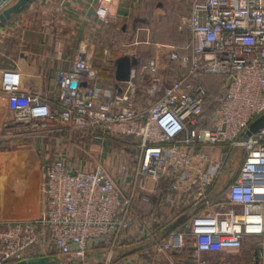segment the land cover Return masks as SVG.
<instances>
[{
  "label": "built area",
  "instance_id": "2783aa9c",
  "mask_svg": "<svg viewBox=\"0 0 264 264\" xmlns=\"http://www.w3.org/2000/svg\"><path fill=\"white\" fill-rule=\"evenodd\" d=\"M16 1L0 0V14ZM113 1H99L96 15L102 22L108 21ZM184 24L192 36L188 53L166 54L186 72L168 83L150 82L146 93L151 103L146 108L137 105L134 86L124 92L104 86L84 46L71 67L57 73L55 108L21 90L18 71H3L1 89L19 124L37 130L51 119L92 129L97 139L135 136L140 150L137 165L121 164V184L101 163L91 170H74L61 156L48 160L40 216L0 222V264L47 257L50 246L78 261L94 243L105 241L113 251L137 223L146 225L135 209L137 199L149 201L170 178L167 204L206 212H180V218L189 214L184 220L190 222V234L178 231V226L169 230L157 252L180 250L191 236L196 257L189 264H205L199 253L236 251L245 237L256 236L262 240L264 264V129L246 135L250 124L264 114V0H195ZM5 36L0 28V43ZM149 68L158 69L156 59L142 70ZM220 74L228 76L227 90L205 127L201 116L207 89L198 80ZM219 147H227L226 154L217 151ZM237 147L243 148L244 158L226 190L230 207L211 211L209 189ZM105 264L113 263L109 259Z\"/></svg>",
  "mask_w": 264,
  "mask_h": 264
},
{
  "label": "crops",
  "instance_id": "0c3cea01",
  "mask_svg": "<svg viewBox=\"0 0 264 264\" xmlns=\"http://www.w3.org/2000/svg\"><path fill=\"white\" fill-rule=\"evenodd\" d=\"M19 1L17 0L15 5ZM99 1L28 0L12 14L10 19L0 23V28L6 31V36L0 43V222L33 219L40 216L43 199V167L51 159L49 157L51 142L48 140L53 137L67 140L63 130L71 129L70 126L65 125L59 120L49 119L47 121V124L50 126L49 128L37 130L16 122L14 112L9 106L8 97L1 89L3 71L7 69L18 71L21 78V90L31 95H38L41 101L48 103L51 108H55L59 99L57 73L59 70H66L71 67L81 46L85 47L87 57L95 65L93 55L97 46L104 49L105 46L102 43L105 36L108 34L116 35L118 29H121L124 34H130L131 28L133 34L145 36L146 42H149L150 36L147 33L150 30L147 28L148 26L146 27L144 23L138 21L135 26L129 27L130 20L134 18L136 12L141 11L147 4L157 2L159 11H155L154 14L155 16L163 14V9L161 8V3H164L163 0H114L109 5L108 21L102 22L96 15ZM165 1L170 4L168 7L171 8V0ZM190 1L192 3L188 15H183V20L179 23L178 27L171 29L180 39V32L187 30L189 33L187 44L183 47L174 44H158L154 57H150L144 63H139L138 61L137 65L132 64V78L126 82L116 79L117 61L122 57L129 56L131 58V56L125 54L118 58L116 57L114 62L116 84L114 87L112 86L113 90L124 92L129 87L134 86L136 94H139L136 83L138 71L139 74L142 73L141 75L145 73L151 76L148 84L154 79H158L164 83L170 81H167L166 77L173 71L161 72L162 58L169 51L175 50L179 54H186L190 49L192 36L184 24L185 19L191 14L192 5L195 0H188L187 8ZM187 8L183 13L186 12ZM120 35L122 36L121 33ZM184 40L185 38L182 34V41ZM106 50L107 48H105ZM154 59L157 60L158 69L149 68L142 70L145 64ZM131 62H133V58H131ZM98 67L101 79L104 82L107 81L104 79V70L99 65ZM108 87L111 88V86ZM143 92L145 93V88ZM136 102L138 106L144 108L148 107L151 103L144 106L137 99ZM75 139L77 138L75 137ZM98 140L109 143V139L107 138L105 140ZM219 149L220 147L217 148V150ZM106 150L105 155L108 152ZM75 161L69 162V166L74 170L93 169V167H82L84 166L82 162L79 161L78 163ZM110 169L113 170V173L118 174L121 171V163L114 168L110 167ZM234 171L236 170L232 171L231 178ZM222 172L217 181L209 189V196L214 202L212 208H210L211 211H223L230 207L227 201L228 194L226 190L231 178L227 183L224 193L218 197V189L222 183ZM161 193H163V189H161ZM216 198L219 199L216 200ZM161 210L163 216H154L150 219L144 218L143 221H146V225L137 223L134 229L124 234L122 241L118 243L113 251L109 243L101 241L90 246L84 260L78 261L66 257L67 262H60V264H105L109 259L113 264H126L128 257L137 254L144 258L146 264H179L171 250L157 254L159 253L156 250L157 244L169 236V229L163 224L175 214H180L182 210L188 211L191 215L205 213L206 211L195 210L186 205L172 207L167 204L165 198ZM138 212L142 216L139 210ZM188 223H190L188 220L180 223L177 230L190 234L191 230L187 227ZM136 237L139 238V241L136 240ZM187 242L189 243L188 247H194V240L191 236L187 237ZM134 244H138L139 246H135ZM258 247V254L254 256V251ZM261 249V238L249 236L244 238L243 245L239 250L202 252L199 253V257L210 256L212 258L211 263L207 261L205 264H242L244 260L252 259L253 256V258H257L262 264L260 257ZM56 256L59 257V254H56ZM50 257L52 255L47 258L50 259ZM194 257H196V251ZM39 258L42 257H35L30 260Z\"/></svg>",
  "mask_w": 264,
  "mask_h": 264
},
{
  "label": "rangeland",
  "instance_id": "374dc122",
  "mask_svg": "<svg viewBox=\"0 0 264 264\" xmlns=\"http://www.w3.org/2000/svg\"><path fill=\"white\" fill-rule=\"evenodd\" d=\"M168 1V0H167ZM193 1V0H192ZM164 3H161V8L163 9L162 15H156L155 11H159L158 4L152 3L147 4L142 8L141 11L136 12L134 15V18L130 20L129 27H133L136 25V23L141 22L146 25V27L150 30V32L147 33L149 35V42H146L145 36L142 35L136 36L131 31L130 28V34H124L121 29L117 30L116 35H106L102 45L107 48L105 51L104 49H101L99 51H95V54L93 55V61L94 63L98 64L100 67H102V70H104V79L108 86L114 87L116 84V79L114 76V70H115V58L120 57L122 55H130L131 58H135L139 63L146 62L150 57H154L157 50V45L160 43L163 44H174L178 45L180 47H183L187 44L189 33L187 30H182L180 32L181 39L178 38L174 34V31L171 30L173 28L178 27L179 23L183 20V15H188L191 1L188 5V0H171L172 6L171 8L168 7V4L165 0H163ZM187 8L186 12L184 10ZM170 11V12H169ZM122 34V36L120 35ZM182 34L184 35L185 40L182 41ZM145 46V47H144ZM102 48V47H100ZM90 60V59H89ZM161 72L165 71H173L171 74L167 75V81L172 80L176 77L183 76L186 72L185 68L179 65L178 62L173 61L169 59L167 54H164V57L162 58V65H161ZM142 74V73H141ZM139 74L136 75V83L138 86V93L140 96H136L138 102L144 106H147L148 103L151 102V99L148 95H146V88L148 86V81L151 79V76H148V74L143 73V75ZM102 75V73H101ZM166 76V75H165ZM103 77V75H102ZM206 86L212 90V93L210 95L211 103L210 105H217L219 99L224 93L225 90V83L222 84L221 79L219 78H209L206 80ZM145 88V93L143 92ZM209 111V108L206 110ZM50 126L47 125L49 128ZM66 139L62 140L58 139L56 137L50 138L48 141L51 142V146L49 147V157H51L50 160H54L56 157L61 156L66 163L69 165L74 160L75 162H82L84 164L85 168H91L97 165L98 163H101L104 165L106 170L109 172L110 175L114 177V180L117 184H121V171L118 174L113 173L110 169V167L114 168L118 166V164H128L130 167L137 165V159L139 155V138L135 136H122V135H115V136H109L107 137L109 139V143L103 142L101 140L96 139L95 133L92 131V129H77V128H69L63 130ZM75 137L77 139H75ZM65 139V138H64ZM105 149L107 154L105 155ZM219 150L223 151L225 154L228 151L227 147H221ZM217 150V151H219ZM104 152V153H103ZM99 153V154H98ZM102 154V155H101ZM101 155V156H100ZM104 155V156H103ZM244 158V150L241 147L234 148L231 153L229 154L228 162L225 165V168L223 170V174L221 177V185L218 189V197L224 193V190L227 188V183L231 178V173L233 170H238L241 162ZM70 162V163H69ZM111 166L109 167V165ZM118 172V171H117ZM116 172V173H117ZM217 196V195H216ZM142 197V196H141ZM139 197L135 203V209L140 211L143 218H145L143 210L145 208L142 206L141 202L142 200L145 201ZM141 198V199H140ZM141 200L140 203L138 200ZM219 198H216L218 200ZM139 203V204H138ZM188 217V212L185 213ZM172 221V218L165 222L163 225H169V222ZM158 225V224H156ZM173 225V224H171ZM170 225V226H171ZM136 240L139 241V238L136 237ZM187 242V239H186ZM189 242V240H188ZM186 243L187 247L189 243ZM135 246H139L138 244H134ZM39 246H35L34 252L39 253ZM260 247V246H259ZM259 247L254 251V256L257 255L259 251ZM47 257L50 255H56L57 250L53 247L47 248ZM161 254V253H157ZM39 255V254H37ZM161 257V256H160ZM52 257H50L51 259ZM49 259V258H48ZM143 259V260H142ZM202 260L205 262L211 261L212 258L210 256H206L204 258L201 257ZM58 262H67V259L65 256L59 255L57 258H55ZM131 262V264H146L144 261V258L137 254L135 256H130L126 259V264ZM211 263V262H210ZM58 264V263H56ZM120 264V263H118ZM125 264V263H124ZM243 264H259L257 262V258L244 260Z\"/></svg>",
  "mask_w": 264,
  "mask_h": 264
},
{
  "label": "trees",
  "instance_id": "16d2710c",
  "mask_svg": "<svg viewBox=\"0 0 264 264\" xmlns=\"http://www.w3.org/2000/svg\"><path fill=\"white\" fill-rule=\"evenodd\" d=\"M101 49L102 48H100L99 46H97L96 51H99ZM94 64H95L94 67H96L99 70L98 65L96 63H94ZM137 76H138V74H137ZM215 77L221 79L222 84L223 83L226 84L225 85L224 93L221 96V98L219 99V101H220L225 96V93H226V90H227V84H228V76L227 75H225V74H220V75H205V76L200 77L199 80H198V83L203 84L206 87V89H207V94H206L205 104H204V111H203V114L201 116V118H206L205 125H204L205 127L210 126V124H211V120H210L211 119V116L213 115L214 111L219 106V101H218V103H217L216 106L213 105V104L210 105V103H211L210 95L212 93V90L209 89L210 87L208 88L206 86V84H205L206 83V80H208L209 78H215ZM99 80L103 83L104 86H107L108 87V85L100 77V70H99ZM138 95L139 94H136L137 97H138ZM208 108H209V111H206ZM172 181H173V178L166 179V180L163 181V183L161 185V187L163 189V193H160V194L155 195L153 197L151 196L149 201H143L142 200V202H141L142 206L144 208L146 207L145 210H143V211H145V212H143L145 218L150 219V218H152L154 216H157V217L163 216L162 210H161L162 203L164 201V198L168 194V191H169V188H170V185H171ZM140 199L138 200L139 203L141 201ZM181 212H183V210ZM180 216L181 215L178 214V213L175 214L173 216L175 219L172 217L173 220L169 222V225L173 224L176 220H178L180 218ZM167 219H169V218H167ZM171 251L174 254V256L177 259V261H178L179 264H189V263H192L194 261V258H195L194 257V254H195L196 248L195 247H184V248H182L180 250L173 249ZM52 258L55 259V258H57V256L56 255H52ZM257 262L259 264H261L258 261V259H257Z\"/></svg>",
  "mask_w": 264,
  "mask_h": 264
},
{
  "label": "water",
  "instance_id": "95a60500",
  "mask_svg": "<svg viewBox=\"0 0 264 264\" xmlns=\"http://www.w3.org/2000/svg\"><path fill=\"white\" fill-rule=\"evenodd\" d=\"M28 0H20L16 5L12 6L8 10L4 11L0 14V23L5 22L8 19L11 18L12 14L16 12L20 6L24 5ZM137 60L133 58V62H131V58L129 56H125L120 58L117 61V69H116V79L119 81H130L133 75V68L132 64L137 65ZM73 86L77 85V82L72 83ZM262 129H264V114L255 119L249 126V129L246 131L247 136H251L255 133L260 132ZM186 216H183L176 220L173 225H171L168 229L172 230L173 228H176L184 219ZM60 264V262L56 261L55 259H48L47 257H42L35 260H23L16 262L14 264Z\"/></svg>",
  "mask_w": 264,
  "mask_h": 264
},
{
  "label": "flooded vegetation",
  "instance_id": "af4514ba",
  "mask_svg": "<svg viewBox=\"0 0 264 264\" xmlns=\"http://www.w3.org/2000/svg\"><path fill=\"white\" fill-rule=\"evenodd\" d=\"M232 181V180H231ZM231 181H230V183H231Z\"/></svg>",
  "mask_w": 264,
  "mask_h": 264
}]
</instances>
